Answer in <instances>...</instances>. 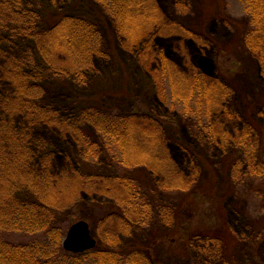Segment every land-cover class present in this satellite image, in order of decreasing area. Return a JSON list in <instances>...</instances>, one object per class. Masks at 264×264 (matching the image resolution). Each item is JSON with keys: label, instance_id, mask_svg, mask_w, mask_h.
<instances>
[{"label": "rangeland", "instance_id": "374dc122", "mask_svg": "<svg viewBox=\"0 0 264 264\" xmlns=\"http://www.w3.org/2000/svg\"><path fill=\"white\" fill-rule=\"evenodd\" d=\"M13 1L16 0H0V217H10L17 203L37 198L63 211L55 219L65 228V236L74 216L92 226L96 241L108 233L118 236L120 245L130 239L146 243L155 234L163 237L171 230L152 222L125 234L120 217L97 220L96 206L111 203L105 195L120 200L123 193L107 190L116 186L108 177L114 164L108 150L100 147L104 144L96 126L80 120L88 107L124 115L133 128L143 133H153L156 119L161 120L170 158L186 179L191 178L194 168L202 166L200 156L221 170L218 161L222 152L217 144L210 146L200 137L193 129L194 118L187 114H203L221 102L228 112L234 110L242 116L236 125H228L226 112L214 109L216 130L230 136L234 130H242L247 102L252 106L256 133L264 131V72L261 55L257 56V40L249 39L247 50L240 44L242 32L246 34L248 27L244 0H223L218 6L216 0H130L136 5L116 19L94 0H18L21 4H12ZM147 1L157 10L161 22L151 24L155 18L144 5ZM31 11L38 16L33 15L37 17L31 24L33 30L22 31V22H29ZM60 14L84 16L99 33L100 53L94 55L84 84H78L72 76L52 77L44 59L43 51L51 47L50 65L68 72L78 63L72 46L77 51L82 49L80 36L75 45L65 46L54 30L38 37ZM222 46L227 47L226 51L219 50ZM197 75L204 86L198 83ZM34 88L39 89L38 94L29 99V91ZM78 123L90 141L98 142L100 147L91 162L96 166L86 170L81 166L82 156L93 151L94 146L75 137L72 125ZM174 132L179 140H175ZM129 139L126 150L130 159L147 155L149 146L141 147ZM258 151L260 159L264 143ZM94 170L102 177L89 179ZM204 171L200 175L204 176ZM199 176L194 177L197 180ZM218 179V193H225L222 172H218ZM249 188L248 182L244 190L224 199L229 229L242 237L250 232L245 212L250 213L254 194ZM75 199L80 204L73 215L67 210ZM37 211L39 217L46 218L44 209ZM263 214L252 211L250 216ZM5 237L18 238L17 234ZM162 243L157 239L154 245L160 264H199L193 250L184 255ZM246 243L247 240L235 245L233 254L226 257L228 263L217 260L216 264H264V241L252 249Z\"/></svg>", "mask_w": 264, "mask_h": 264}, {"label": "trees", "instance_id": "16d2710c", "mask_svg": "<svg viewBox=\"0 0 264 264\" xmlns=\"http://www.w3.org/2000/svg\"><path fill=\"white\" fill-rule=\"evenodd\" d=\"M94 1L99 3L113 19L136 5L130 4V0ZM216 1L218 6L223 0ZM244 2L248 27L246 34L244 30L242 32L240 44L243 43V47L247 50L249 39L253 42L257 40L259 49L257 56L261 55L262 61H260L264 72V0H244ZM14 3L21 4L18 0L13 1L12 4ZM144 5L155 18L151 24L161 22V18H157V10L151 7L148 1ZM34 14L31 11L27 24L26 21L22 22V31L33 30L31 24L38 17L36 14L37 17H33ZM49 22L48 28L39 32L38 37L54 30L60 35V44L63 46L75 45L78 36L84 43L82 49L78 51L75 50V46H72V51L77 53L75 57L78 63L73 67V71L68 72L55 64L50 65L48 57L52 49L50 47L44 50L42 47L44 59L52 77L72 76L78 84L86 83L85 73L92 68L94 55L100 53V36L94 24L84 16L67 14L55 16ZM37 41L41 44V40L37 39ZM244 43H247V46ZM222 47L220 51L227 48ZM197 79L198 83L204 86L202 77L197 75ZM26 81L28 82L27 79ZM38 91V88L31 89L29 99L34 98ZM244 105L246 107L243 113L244 126L238 132L234 130V134L230 136L224 132L218 133L216 130L215 122L212 121L214 109L226 112L224 116L228 125H236L242 116L234 110L228 112L221 102L217 106H210L211 108L209 107L210 109L205 110L203 114L196 112L187 114L194 118L193 129L200 134V137H203L210 146L217 144L222 150L218 161L221 170L217 171L216 167L200 156L202 166L199 169L194 168V173L189 179L184 178L177 171L176 165L170 158L161 120L156 119L158 124L156 123L153 133H143V130L138 131L137 128H133L134 125L127 121L124 115L104 113L93 107L84 109L80 120L96 126V132L104 144L100 147L108 150L111 162L114 164V169L109 172V176L106 174L104 176L112 178L110 183L116 186L108 187L107 190L118 189L120 193H123L122 196L120 194V200H115L116 198L112 195L115 193L110 194L112 196L105 195L111 199V203L96 206L97 220L101 222L110 216H118L124 224L123 233L125 234H129L132 230L134 232L137 228H146L152 222L172 227L171 230L163 237L155 234L146 243H141L140 239H130L121 245L118 236L107 233L98 237L94 248L73 253L64 249L62 242L66 230L59 224L60 221L55 219L56 215L63 211L50 208L36 198L32 201L17 203L10 217L5 215L0 217V264H160L156 260V247L154 248L157 239L159 243L163 242L162 244L166 247L171 246L173 251L178 250L184 255H189L193 250L199 264H216L217 260L228 263L227 258L233 254L235 245H240L246 240L247 247L252 249L257 246L264 241V214L262 216H250V214L252 211L256 214L264 213V151L260 159L258 155L260 152L258 148L264 143V131L260 132L262 136L259 132L256 133V125L251 118L252 106H249L247 102ZM32 111L37 112L34 109ZM72 126L75 127L73 131L77 139L94 146L93 151L89 150L86 156H82V168L86 170L96 166L91 162H94V157L99 154V143L90 141L88 134L79 123ZM262 126L264 128V124ZM176 133L174 132L175 140H179ZM129 138L136 140L141 147L149 146L147 155L130 159L126 150L131 141ZM46 166L49 167V164ZM202 169L206 172L204 176L200 175ZM77 170L84 173L81 169ZM218 172H222L226 179L223 184L226 191L221 194L218 193ZM99 174L94 170L88 178L95 180L102 177ZM151 174L160 179H151L148 176ZM196 175H200L197 180L194 177ZM248 182L251 187L248 190L253 192L254 201L250 213L245 212L249 215L247 224L250 226V232L242 237L235 235L229 229L224 199L228 195L244 190ZM20 185L18 184V187ZM91 189L95 187L92 186ZM79 204V199H75L67 212L70 211L74 215ZM39 208L45 210V219L39 217L37 211ZM77 220L79 219L76 216L72 219L73 222ZM90 231L94 236L91 225ZM16 234L18 237L16 240L5 237V235ZM199 256L202 257V261Z\"/></svg>", "mask_w": 264, "mask_h": 264}, {"label": "water", "instance_id": "95a60500", "mask_svg": "<svg viewBox=\"0 0 264 264\" xmlns=\"http://www.w3.org/2000/svg\"><path fill=\"white\" fill-rule=\"evenodd\" d=\"M96 244L97 241L93 237L89 223L85 219H79L72 223L62 242L64 249L73 253L92 249Z\"/></svg>", "mask_w": 264, "mask_h": 264}, {"label": "flooded vegetation", "instance_id": "af4514ba", "mask_svg": "<svg viewBox=\"0 0 264 264\" xmlns=\"http://www.w3.org/2000/svg\"><path fill=\"white\" fill-rule=\"evenodd\" d=\"M186 28L188 29V27L186 26ZM220 50V49H219ZM226 50V49H225Z\"/></svg>", "mask_w": 264, "mask_h": 264}]
</instances>
